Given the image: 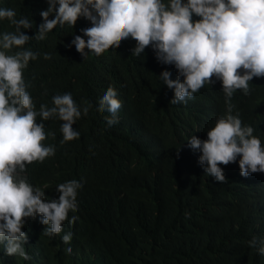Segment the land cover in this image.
Instances as JSON below:
<instances>
[{"label":"trees","instance_id":"16d2710c","mask_svg":"<svg viewBox=\"0 0 264 264\" xmlns=\"http://www.w3.org/2000/svg\"><path fill=\"white\" fill-rule=\"evenodd\" d=\"M47 7V0H0V9H12L17 20L27 17L33 23L21 29L33 37L23 48L38 54L23 70L30 85L26 91L37 112L41 104L53 107L52 98L65 93L81 110L91 107L72 125L79 137L63 143V121L37 116V123L45 126L42 143L54 146L55 155L26 165L22 175L48 200L58 199L59 184L81 182L78 210L69 212V219H78L65 221L63 231L50 238L40 214L25 218L24 247L31 259L9 256L0 244V264H264L259 252L264 241V173L242 176L237 156L236 162L218 165L226 178L218 182L205 174L199 149L188 145L193 135L206 140L207 131L231 104V114H238L242 126L253 127L264 147V77H253L249 94L238 89L230 100L222 82L213 77L193 99L173 104L174 91L159 75L168 71L172 80L184 78L174 65L158 62L151 46L143 57L133 55L137 42L129 37L100 56L83 57L71 44L76 35L87 40L81 30L92 25L83 17L73 27L57 25L46 39L37 40L40 12ZM199 19L193 15L194 21ZM15 30L7 18L0 19V39ZM20 50L0 47L7 55ZM45 53L51 58L44 59ZM109 87L122 104L119 122L111 127L105 120L110 114L97 111ZM68 232L73 234L70 245L61 239ZM254 237L258 243L249 247ZM68 247L72 254L65 252Z\"/></svg>","mask_w":264,"mask_h":264},{"label":"clouds","instance_id":"9594fccd","mask_svg":"<svg viewBox=\"0 0 264 264\" xmlns=\"http://www.w3.org/2000/svg\"><path fill=\"white\" fill-rule=\"evenodd\" d=\"M47 4V9L40 12L43 22L34 38L44 40L57 25L73 27L83 17L92 25L81 30L87 40L76 35L71 41L83 57L89 53L100 56L129 37L137 42L133 55L140 57L151 46L158 62L174 65L184 78L182 82L172 80L168 71L159 75L174 91L173 104L193 99L201 88L214 82L213 77L222 82L228 100L238 89L249 94V81L264 77V0H168L167 4L163 0H47ZM193 15L200 19L194 21ZM15 17L14 10L0 9V19L7 18L16 29L3 33L0 47L21 49L15 55L0 51V244L7 255L30 260L24 247L28 238L22 231L25 218L35 219L40 214V223L48 226L44 234L50 238L59 235L65 221L73 224L78 219H69V212L78 210L77 195L82 188L76 180L59 184L58 199L48 200L43 190L34 188L22 175L26 165L55 155L54 146L42 143L45 126L37 123V116L41 121L53 117L63 121V143L79 137L72 125L82 112L87 115L91 105L81 110L72 95L65 93L52 98L53 107L41 104L39 112L35 111L23 70L38 54L23 48L33 37L21 32L22 28H32L33 23L27 17ZM50 58V54H44V59ZM121 107L116 90L109 87L97 111L110 114L105 120L111 127L119 122ZM232 108L229 104L227 114L207 131L206 140L194 135L188 140L190 148L199 149V163L207 165L205 174L221 183L226 178L218 165L236 162L237 156L242 176L264 173L261 140L253 135V127L242 126L238 114H231ZM72 235L64 234L62 242L70 245ZM257 243L254 237L248 246L256 247ZM260 244L259 252L264 255V241ZM65 252L72 254V248Z\"/></svg>","mask_w":264,"mask_h":264}]
</instances>
